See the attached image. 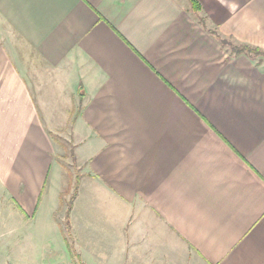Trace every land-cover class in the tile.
Instances as JSON below:
<instances>
[{"label": "crops", "instance_id": "1", "mask_svg": "<svg viewBox=\"0 0 264 264\" xmlns=\"http://www.w3.org/2000/svg\"><path fill=\"white\" fill-rule=\"evenodd\" d=\"M199 2L0 0L13 254L33 264L41 252L17 239L56 238L40 264H264V62L207 30L264 49V0ZM60 142L81 176L74 253Z\"/></svg>", "mask_w": 264, "mask_h": 264}, {"label": "rangeland", "instance_id": "2", "mask_svg": "<svg viewBox=\"0 0 264 264\" xmlns=\"http://www.w3.org/2000/svg\"><path fill=\"white\" fill-rule=\"evenodd\" d=\"M54 137H55V140L57 142L60 141V139H61V137H59V136L54 135ZM60 149L61 150H59V151L61 153H62V151H64V154L63 155L59 154V156H57L56 162H55V165H56L55 169H62L63 170V177L65 180V189H63V191L60 194L61 195V199H60L61 207H59L58 213L61 212V213L66 214V212H64V211H66L67 205H68V203L71 199V196H72L73 185H74V180H75V175H74L75 171H74V167L72 165V159L70 156V149H72V148H70V143L60 142ZM56 175H57V170H56V174L54 176L56 177ZM68 185L70 187L69 190H68ZM0 219L3 220V221L0 220V264H28V260L25 259L24 254H19L20 250L16 249V251H17L16 254H13V249L10 248L12 246V245H10L11 240H9L7 235L4 233V231L1 230V229H4V227H7V224L4 222L3 216H1ZM58 221H61V215L59 216ZM64 224H63L62 230L65 232L66 228H65ZM18 233H19V231L16 232V234H18ZM17 241H19L21 245L23 243L25 245V243L28 242V245H32L33 250H34V245H36L37 248L34 250V253L41 252V256H39L37 261H35L33 264L45 263V261H48V260H45V258L48 256L49 253L53 252L54 249H57V247L59 245V240H57L56 238H48V239H44V238H31V239L30 238H21L20 240L17 239ZM9 249H11V250H9ZM23 250H24V248H23ZM20 252H22V251H20ZM10 260H12L14 262H12ZM46 264H47V262H46Z\"/></svg>", "mask_w": 264, "mask_h": 264}, {"label": "trees", "instance_id": "3", "mask_svg": "<svg viewBox=\"0 0 264 264\" xmlns=\"http://www.w3.org/2000/svg\"><path fill=\"white\" fill-rule=\"evenodd\" d=\"M190 5H191V9L194 13L199 14L200 12H202V5L199 2V0H189ZM205 17H200L199 21L200 23L205 27ZM211 34H213L217 40L221 43V45L227 49L228 51L231 52L232 55L236 56V55H246L249 58L253 59L254 61H257L258 63H263L264 62V49L259 48V47H254V46H250L248 44H242V43H238L236 41H234L233 39H228V38H223L219 35V33L217 32V30H211V29H207ZM71 156L73 158L74 161V166L76 169V174H75V183L73 185V192H72V196L71 199L67 205V216H66V224H65V240L67 242V245L70 249L71 252L74 253V247L73 244L70 241V237L71 235L69 234V224H70V210L72 209V202L75 200V198L78 195L79 192V185H80V172H78L80 169H78L77 164L75 162V157L73 155V151H71ZM62 202V201H61ZM68 232V233H67ZM67 234L69 236H67Z\"/></svg>", "mask_w": 264, "mask_h": 264}]
</instances>
